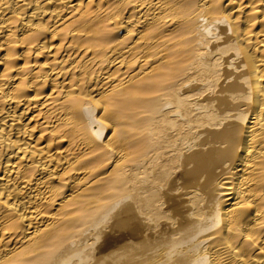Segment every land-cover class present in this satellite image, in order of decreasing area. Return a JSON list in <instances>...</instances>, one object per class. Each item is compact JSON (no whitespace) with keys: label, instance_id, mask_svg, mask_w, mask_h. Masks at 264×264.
Segmentation results:
<instances>
[{"label":"bare ground","instance_id":"1","mask_svg":"<svg viewBox=\"0 0 264 264\" xmlns=\"http://www.w3.org/2000/svg\"><path fill=\"white\" fill-rule=\"evenodd\" d=\"M0 264H264V0H0Z\"/></svg>","mask_w":264,"mask_h":264}]
</instances>
